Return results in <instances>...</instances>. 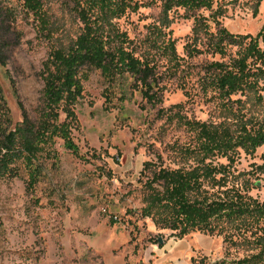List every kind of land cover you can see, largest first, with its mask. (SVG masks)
Wrapping results in <instances>:
<instances>
[{
  "label": "rangeland",
  "instance_id": "rangeland-1",
  "mask_svg": "<svg viewBox=\"0 0 264 264\" xmlns=\"http://www.w3.org/2000/svg\"><path fill=\"white\" fill-rule=\"evenodd\" d=\"M138 1L147 4L151 0ZM43 3L48 29L20 10L19 0H0L6 20L0 111H8L7 131L23 121V108L32 121H38L44 63L53 50L69 47L81 31L73 0ZM5 8L19 10L11 16ZM214 9L221 11L222 25L235 34L256 36L264 25V0H215ZM160 13V3H156L115 22L132 39L143 38ZM211 13L197 14L209 17ZM187 14L182 9L173 12L169 28L181 55L194 24ZM208 59L201 56L191 63L201 67ZM168 67L163 60L159 69L163 103L157 106L132 87L124 96L100 71L92 70L83 83V96L76 106L78 124L72 131L82 158L57 140L53 156L40 154L41 175L34 185L22 162L17 163L16 176L0 174V264H214L249 253L247 247H230L224 236L192 233L176 239L140 217L139 177L144 163L162 155L165 165L175 167L169 159L174 148L194 137L171 116L179 112L191 120L233 129L240 117L264 122V100L254 93L243 97L242 113L235 116L218 101L199 95L194 76L187 78L191 82L187 96L177 79H169ZM262 165L264 146L254 154L240 150L234 169L241 181L254 183L252 172ZM251 194L264 199V188Z\"/></svg>",
  "mask_w": 264,
  "mask_h": 264
},
{
  "label": "trees",
  "instance_id": "trees-1",
  "mask_svg": "<svg viewBox=\"0 0 264 264\" xmlns=\"http://www.w3.org/2000/svg\"><path fill=\"white\" fill-rule=\"evenodd\" d=\"M19 1L20 10L33 16L43 29L49 28L43 0ZM73 3L81 31L69 47L53 50L44 63L43 107L38 121H32L23 108V121L7 131L4 120L8 111H0V174L16 176L17 163L22 162L34 185L41 175L40 154L53 156L57 140L81 157L72 131L78 124L76 106L83 96V83L92 70L100 71L124 96L132 87L154 106L163 103L159 79L163 60L169 63V79H177L187 96L191 95L187 78L194 76L199 95L218 101L235 116L242 113L243 97L248 94L264 100V25L256 36L232 33L222 25V13L214 9L215 0ZM156 3L161 7L158 22L148 26L143 38L132 39L115 22L128 12ZM179 9L194 21L184 55L178 52L169 31L172 13ZM18 10L5 8V13L14 16ZM202 10L212 13L209 17L197 14ZM5 22L0 11V64H5ZM201 56L211 60L201 67L192 65V60ZM63 115L65 119L61 120ZM171 118L194 137L174 148L169 159L175 167L165 165L162 155L144 163L139 177L143 194L140 217L150 219L158 231L170 232L176 239L192 233L224 236L230 247L243 246L249 251L242 258L214 264H264V199L251 194L264 188V165L252 172L254 183L250 179L241 181L234 169L240 150L254 154L264 146V122L240 117L233 129L227 124L191 120L179 112Z\"/></svg>",
  "mask_w": 264,
  "mask_h": 264
},
{
  "label": "water",
  "instance_id": "water-1",
  "mask_svg": "<svg viewBox=\"0 0 264 264\" xmlns=\"http://www.w3.org/2000/svg\"><path fill=\"white\" fill-rule=\"evenodd\" d=\"M159 241H160V243H162V239H160Z\"/></svg>",
  "mask_w": 264,
  "mask_h": 264
}]
</instances>
